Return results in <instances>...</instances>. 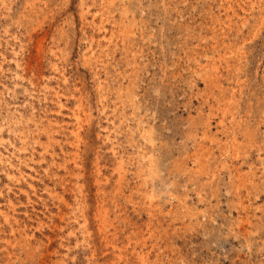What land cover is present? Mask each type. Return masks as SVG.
Listing matches in <instances>:
<instances>
[{"label": "rangeland", "instance_id": "rangeland-1", "mask_svg": "<svg viewBox=\"0 0 264 264\" xmlns=\"http://www.w3.org/2000/svg\"><path fill=\"white\" fill-rule=\"evenodd\" d=\"M0 264H264V0H0Z\"/></svg>", "mask_w": 264, "mask_h": 264}, {"label": "bare ground", "instance_id": "bare-ground-1", "mask_svg": "<svg viewBox=\"0 0 264 264\" xmlns=\"http://www.w3.org/2000/svg\"><path fill=\"white\" fill-rule=\"evenodd\" d=\"M76 117H77V116H76ZM79 117H80V116H79ZM76 132H77V131H76ZM76 132H75V133H76ZM76 134H77V133H76ZM6 219H7V218H6Z\"/></svg>", "mask_w": 264, "mask_h": 264}]
</instances>
